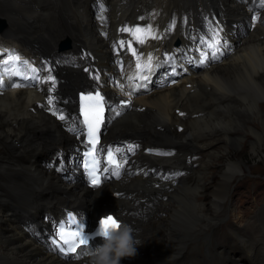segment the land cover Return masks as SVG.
<instances>
[{"label":"bare ground","instance_id":"6f19581e","mask_svg":"<svg viewBox=\"0 0 264 264\" xmlns=\"http://www.w3.org/2000/svg\"><path fill=\"white\" fill-rule=\"evenodd\" d=\"M197 80L211 84V92L228 91L236 96L223 107L213 108L216 102L209 98V91L194 89L191 92L184 85L162 88L151 96L137 99L139 106L145 107V111L138 114L126 113L114 121L109 133L110 139L134 130H147L155 134L161 127L171 129L181 122L175 109L187 112L190 116L185 131L178 135L179 140L194 141L220 133L221 137L216 141L217 148L212 152L217 157H222L228 170L212 186L209 183L211 173L201 175L200 188L194 186L189 189L177 185V189L171 193L170 203L163 210L164 217L160 220L165 222L160 225L161 230L176 245L196 237L216 222L215 216L222 202L227 200L230 182L247 169L239 156L242 151L240 144L249 139L247 136L254 138L249 139L248 151L251 156L264 149V115L256 105L264 101V38L258 39L250 34L237 47L233 56L198 75ZM23 94L12 92L0 102L6 101L8 105H14ZM43 118L51 123L49 119ZM5 120L6 116L0 114V137H17L10 129L2 126L1 123ZM233 132H236L234 138ZM27 141L26 137L20 144ZM219 149H222L224 155H221ZM206 163L208 166H217L210 159ZM35 171L49 191L68 192L73 205L85 206L92 214L104 202L100 195L105 189L92 191L78 183H64L54 172H43L37 168ZM130 184L131 182H126L123 186ZM116 186L121 187L119 184ZM195 195L200 196L201 200L195 199ZM117 204L122 202H115ZM26 220L21 216L0 212V230L4 229L0 232V264H88V260L65 262L44 252L23 231Z\"/></svg>","mask_w":264,"mask_h":264},{"label":"snow or ice","instance_id":"6c2138e0","mask_svg":"<svg viewBox=\"0 0 264 264\" xmlns=\"http://www.w3.org/2000/svg\"><path fill=\"white\" fill-rule=\"evenodd\" d=\"M262 3H264V0H262ZM103 18V17H101ZM143 19V18H141ZM124 32H129L139 43L143 44L146 39V34L151 33V26H148L146 28H141L139 26H136L135 28L129 29L128 27H124L122 29ZM138 34H145V35H138ZM153 39L156 37L153 35ZM213 40L214 43H208V47L213 49L211 55L213 59L218 58L217 53L223 54L221 52V47H227V42L224 41L223 44H221L219 32H216L214 34ZM124 42H120V46H123ZM136 54L135 49H133V55ZM20 59L19 56L15 55L14 53H9L8 57L2 61L4 65H8L10 63H15ZM139 60V57L137 58ZM208 59L207 54H202V59H200L199 64H206V61ZM152 56L151 54L148 55L147 63L145 65L137 64L136 67L140 68L141 71H143L145 68H148L149 70L152 67ZM28 62L25 61V64ZM4 72H7L8 69H4ZM33 72L36 71V69L32 70ZM85 71H88V69H85ZM173 74H176L175 71H173ZM147 79V77H144ZM49 80H52L54 82L53 77H49ZM172 83H176V81H172ZM15 88L25 87L28 85H24L21 83H14L11 85ZM5 87L2 77H0V89H3ZM81 99L83 101H91L96 100L97 106L102 102V97L99 96V93L96 94L95 97L93 96H82ZM49 104L53 103V98H49L48 100ZM125 105L128 102H124ZM53 115H57V111H53ZM119 115V112L116 113ZM82 115L84 117L83 121L81 122L83 125L87 126V144H91V149H88L85 153L86 157H88V160L85 163V168L87 170V176L90 178V184L92 187H98L101 183V175H103L104 180H107L109 176H115L117 179L120 178V169L123 167V163L116 158V152H119V149H105L103 147L97 149L96 145L99 142V127L100 124L103 123V120L99 113L95 112L94 109L90 108L88 104H85L82 106ZM183 115V113H181ZM59 119L64 120L65 117L63 114H60L58 116ZM71 131H76L75 129H70ZM99 153V155H97ZM157 154H163V155H171L172 153H157ZM103 159L104 167L101 168V160ZM59 170V169H58ZM119 219L113 215L106 216V219L99 222V225L103 223L105 230L109 227H119V224L117 223ZM68 223L70 225H74V228H68L65 224H61L58 228L57 235L59 237V240L63 242V245H66V247L61 246L57 243L56 240H53V244L57 247L60 253L64 255L65 258H68L71 256V259L73 260H79L82 256L86 255V252L88 250L89 241L93 239V236H89L84 231V222L82 219L78 220L76 215L74 214H68ZM78 249H81L78 252Z\"/></svg>","mask_w":264,"mask_h":264},{"label":"clouds","instance_id":"9594fccd","mask_svg":"<svg viewBox=\"0 0 264 264\" xmlns=\"http://www.w3.org/2000/svg\"><path fill=\"white\" fill-rule=\"evenodd\" d=\"M106 217L101 218V221ZM119 227H109L105 230L101 223L95 232L102 243L96 247H89L86 252L88 264H121L124 259H131L137 254V246L141 242L133 235V230L117 221Z\"/></svg>","mask_w":264,"mask_h":264},{"label":"rangeland","instance_id":"374dc122","mask_svg":"<svg viewBox=\"0 0 264 264\" xmlns=\"http://www.w3.org/2000/svg\"><path fill=\"white\" fill-rule=\"evenodd\" d=\"M233 56V55H232ZM231 57V56H230ZM229 58V57H228ZM227 58V59H228ZM219 64V63H218ZM232 106H233V104H231ZM262 110V109H261ZM263 112V111H262ZM125 115V114H124ZM248 138H249V136H247ZM251 138H253L252 136H251ZM254 139V138H253ZM246 141H249V139H247ZM249 143V142H248ZM247 143V144H248ZM248 147H250V144L247 146V148H246V150L245 149H243L242 150V148H241V152L239 153V156H240V161L243 163V164H245V166H246V170L244 171V172H247V170H249L248 169V166L246 165V163H245V161L244 160H241V159H243V153H245L246 152V155H247V157H248V159H250L251 160V162H249V164L250 165H252L254 168L256 167L257 168V171H263L264 170V149H260V150H258L257 151V154L256 155H254V156H251V154H250V152L248 151ZM219 152L221 153V155H224V153H222L223 151H222V149H219ZM221 159V162L220 163H215V161H214V163L215 164H217V166L216 167H219V169L217 170V171H213V172H211V176H210V180H209V183H210V186H212V185H214L215 183H217L218 182V180H220L221 179V177H222V175L224 174V172H226L228 169H227V165L224 163V162H222V157L220 158ZM250 171V170H249ZM238 178H240V176L238 177ZM237 178V179H238ZM214 179H215V181H214ZM235 180V179H234ZM233 181V180H232ZM231 181V182H232ZM231 182H230V184H229V188H230V186H231ZM206 194H207V191H206ZM195 199H197V196L195 195V197H194ZM206 198H208V195H206ZM207 200V199H206ZM2 231H4V229H1ZM1 230H0V232H1Z\"/></svg>","mask_w":264,"mask_h":264},{"label":"trees","instance_id":"16d2710c","mask_svg":"<svg viewBox=\"0 0 264 264\" xmlns=\"http://www.w3.org/2000/svg\"><path fill=\"white\" fill-rule=\"evenodd\" d=\"M241 160H244L246 163H249V162H251V160H250V159H248V157H247V155H246V152H245V153H243V159H241Z\"/></svg>","mask_w":264,"mask_h":264}]
</instances>
